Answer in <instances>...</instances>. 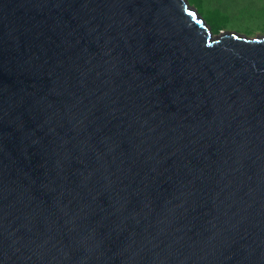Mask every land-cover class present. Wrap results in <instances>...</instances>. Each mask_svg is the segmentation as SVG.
<instances>
[{
    "label": "water",
    "instance_id": "1",
    "mask_svg": "<svg viewBox=\"0 0 264 264\" xmlns=\"http://www.w3.org/2000/svg\"><path fill=\"white\" fill-rule=\"evenodd\" d=\"M0 264H264V41L0 0Z\"/></svg>",
    "mask_w": 264,
    "mask_h": 264
},
{
    "label": "rangeland",
    "instance_id": "2",
    "mask_svg": "<svg viewBox=\"0 0 264 264\" xmlns=\"http://www.w3.org/2000/svg\"><path fill=\"white\" fill-rule=\"evenodd\" d=\"M256 0H222L226 5H221L220 0H214L212 8L215 11L214 16L207 10L197 6L193 0H187V3L193 7L196 12L204 17L206 24L211 29L220 28L222 32H235L248 38H257L264 36V14L256 7L253 2ZM229 3H234L230 5ZM213 31V30H212Z\"/></svg>",
    "mask_w": 264,
    "mask_h": 264
},
{
    "label": "bare ground",
    "instance_id": "3",
    "mask_svg": "<svg viewBox=\"0 0 264 264\" xmlns=\"http://www.w3.org/2000/svg\"><path fill=\"white\" fill-rule=\"evenodd\" d=\"M183 6H189L190 15L199 23L203 24L209 33L210 39L213 44H219L223 39H234V40H243V41H264V36L257 38H248L243 35H239L235 32H222L221 34H214L211 27L206 24L204 19L196 12V10L191 7L187 0H183Z\"/></svg>",
    "mask_w": 264,
    "mask_h": 264
},
{
    "label": "trees",
    "instance_id": "4",
    "mask_svg": "<svg viewBox=\"0 0 264 264\" xmlns=\"http://www.w3.org/2000/svg\"><path fill=\"white\" fill-rule=\"evenodd\" d=\"M193 1L195 2V4L197 6L201 7L202 9L207 10V12H209L210 15L214 16L215 11L212 8V6H213L212 4H213L214 0H193ZM220 1H221L220 6L221 5L229 6V5L224 4L222 2V0H220ZM229 4L234 5V3H229ZM253 4H255L256 7L264 14V0H256L253 2ZM229 7H231V6H229ZM199 14H200V12H199ZM201 16L204 17L203 15H201ZM212 30H213L214 34H219V32L221 31V29L218 27L217 28L214 27Z\"/></svg>",
    "mask_w": 264,
    "mask_h": 264
}]
</instances>
